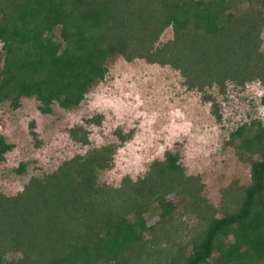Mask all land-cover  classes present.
I'll use <instances>...</instances> for the list:
<instances>
[{
  "label": "trees",
  "instance_id": "16d2710c",
  "mask_svg": "<svg viewBox=\"0 0 264 264\" xmlns=\"http://www.w3.org/2000/svg\"><path fill=\"white\" fill-rule=\"evenodd\" d=\"M232 2L0 0V101L17 108L21 97H35L42 113H50L54 101L75 107L115 55L171 65L189 89L216 84L223 93L227 80L244 85L257 79L264 86L259 50L264 14L229 11ZM169 26L173 37L159 42ZM69 135L88 141L81 126L70 128ZM230 137L239 139L236 149L249 162L251 179L219 208L201 196L200 180L187 175L179 154L169 150L142 178L124 176L118 186L99 183L98 172L113 160L115 148L109 145L30 177L14 195L0 192V264H261L264 125L255 119L241 123ZM11 147L0 134V162ZM172 192L180 200L192 196V210L204 220L184 246H191L188 253H172L167 241Z\"/></svg>",
  "mask_w": 264,
  "mask_h": 264
},
{
  "label": "rangeland",
  "instance_id": "374dc122",
  "mask_svg": "<svg viewBox=\"0 0 264 264\" xmlns=\"http://www.w3.org/2000/svg\"><path fill=\"white\" fill-rule=\"evenodd\" d=\"M232 1L229 11L261 10L264 14L260 0ZM172 37L169 26L159 42ZM259 38V50L264 52V26ZM106 65L105 76L91 85L75 107L62 108L54 101L52 111L42 113L35 97H21L17 108L9 100L0 101V134L12 144L0 162V192L14 195L30 177L51 172L76 154L109 145L115 148L113 160L98 172L99 183L118 186L124 176L142 178L151 162L163 159L169 150L179 154L187 175L200 180V194L209 204L219 208L231 203L250 183L251 175L249 162L236 149L239 139H232L230 132L254 119L264 125V86L257 79L244 85L227 80L223 93L216 84L201 91L189 89L179 70L168 64L142 58L127 61L115 55ZM204 92L213 100L204 99ZM77 126L87 132L86 144L70 137L69 129ZM118 133L127 137L122 139ZM21 163L24 167L19 172ZM167 198L175 204L165 224L170 251L188 253L191 246H184L204 220L192 210V196L180 200L172 192ZM165 229L157 230L162 239Z\"/></svg>",
  "mask_w": 264,
  "mask_h": 264
}]
</instances>
